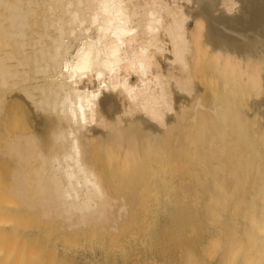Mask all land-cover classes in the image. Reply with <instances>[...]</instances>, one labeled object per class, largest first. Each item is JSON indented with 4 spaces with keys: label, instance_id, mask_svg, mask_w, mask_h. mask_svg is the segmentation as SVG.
Instances as JSON below:
<instances>
[{
    "label": "bare ground",
    "instance_id": "6f19581e",
    "mask_svg": "<svg viewBox=\"0 0 264 264\" xmlns=\"http://www.w3.org/2000/svg\"><path fill=\"white\" fill-rule=\"evenodd\" d=\"M0 264H264V0H0Z\"/></svg>",
    "mask_w": 264,
    "mask_h": 264
}]
</instances>
